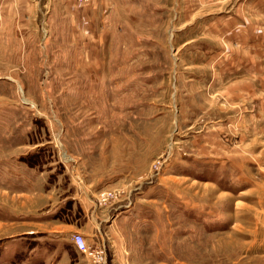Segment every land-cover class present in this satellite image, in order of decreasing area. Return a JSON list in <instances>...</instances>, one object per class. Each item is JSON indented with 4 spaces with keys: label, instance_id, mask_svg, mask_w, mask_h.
<instances>
[{
    "label": "rangeland",
    "instance_id": "rangeland-1",
    "mask_svg": "<svg viewBox=\"0 0 264 264\" xmlns=\"http://www.w3.org/2000/svg\"><path fill=\"white\" fill-rule=\"evenodd\" d=\"M30 2L0 0V264H264V0Z\"/></svg>",
    "mask_w": 264,
    "mask_h": 264
},
{
    "label": "crops",
    "instance_id": "crops-1",
    "mask_svg": "<svg viewBox=\"0 0 264 264\" xmlns=\"http://www.w3.org/2000/svg\"><path fill=\"white\" fill-rule=\"evenodd\" d=\"M2 1H3V4H7L9 6L8 7V10H9V12H11V13H5V12L2 11V13H5V14H13L14 15V14H18L20 12H23L24 14H26V12L21 11L20 9L17 10V5H19V7H23L24 5H26L28 3V6L26 5V7L30 8V9H31L30 6H32L30 0H26V1L25 0H2ZM35 7L37 8V5ZM39 12H40V10H39ZM49 212L50 211H45V213H43V215L44 214H48ZM91 222L93 223L92 225H93V228H94V233H93L94 236L100 235L101 233H100L99 224L96 223L95 221H91ZM80 235H82V237L87 241V243L89 241L91 243L93 242V239L92 238H89V236L87 234L82 233ZM68 244L70 246L74 247V249H76V245L74 244L72 238H71V241H68ZM76 251H77V249H76Z\"/></svg>",
    "mask_w": 264,
    "mask_h": 264
},
{
    "label": "built area",
    "instance_id": "built-area-1",
    "mask_svg": "<svg viewBox=\"0 0 264 264\" xmlns=\"http://www.w3.org/2000/svg\"><path fill=\"white\" fill-rule=\"evenodd\" d=\"M73 242L76 245L77 249H79L82 252H85L86 254L88 253L89 250H87V244L85 243V240L82 237V235L74 234ZM90 255L94 258L93 259L94 261H97L100 258V254L98 250L92 251Z\"/></svg>",
    "mask_w": 264,
    "mask_h": 264
}]
</instances>
